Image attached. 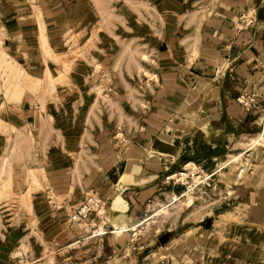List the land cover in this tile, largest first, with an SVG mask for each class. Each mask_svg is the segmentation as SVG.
<instances>
[{
    "label": "rangeland",
    "instance_id": "374dc122",
    "mask_svg": "<svg viewBox=\"0 0 264 264\" xmlns=\"http://www.w3.org/2000/svg\"><path fill=\"white\" fill-rule=\"evenodd\" d=\"M217 1L0 0V264H264V56L197 48Z\"/></svg>",
    "mask_w": 264,
    "mask_h": 264
},
{
    "label": "crops",
    "instance_id": "0c3cea01",
    "mask_svg": "<svg viewBox=\"0 0 264 264\" xmlns=\"http://www.w3.org/2000/svg\"><path fill=\"white\" fill-rule=\"evenodd\" d=\"M251 1L218 0L217 2L219 4L217 7L216 5L214 6L213 16L209 17L201 33L198 34L196 42L197 48L199 44V50L202 52L208 53L210 56L215 54L219 64L227 63L230 67L233 64V67H237L238 69H253L255 67L254 61L260 62V57L264 56V29L254 23L255 18L253 16L255 15L257 19V14H252L256 9L253 12L248 9V2L252 3ZM262 2L264 3V0ZM237 15L242 17L240 21L242 23L244 22L243 24H247V26H243V28L238 26L241 28H237L231 24L232 18H236ZM258 20L259 23L264 22L262 19ZM252 34H256L258 38L252 37ZM252 46L255 47L254 50L251 48ZM232 47L234 49L231 53ZM239 47H242L241 52L235 53ZM252 51L257 53V59L252 58ZM221 52L222 54H220ZM242 55L244 56L242 57ZM126 167L125 173L120 176V182L125 180V182L130 183L134 181V178L131 176L139 174V169L130 163H126Z\"/></svg>",
    "mask_w": 264,
    "mask_h": 264
},
{
    "label": "built area",
    "instance_id": "2783aa9c",
    "mask_svg": "<svg viewBox=\"0 0 264 264\" xmlns=\"http://www.w3.org/2000/svg\"><path fill=\"white\" fill-rule=\"evenodd\" d=\"M91 201H87L85 203H83L82 205H80L76 211L72 214L71 216V221L72 222H84V220L86 219V217L89 215L90 213V205Z\"/></svg>",
    "mask_w": 264,
    "mask_h": 264
}]
</instances>
